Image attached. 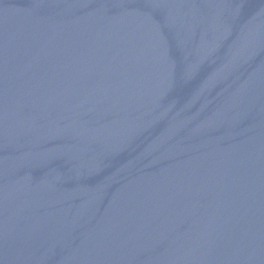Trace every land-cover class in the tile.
Here are the masks:
<instances>
[{
	"label": "water",
	"instance_id": "95a60500",
	"mask_svg": "<svg viewBox=\"0 0 264 264\" xmlns=\"http://www.w3.org/2000/svg\"><path fill=\"white\" fill-rule=\"evenodd\" d=\"M0 264H264V0H0Z\"/></svg>",
	"mask_w": 264,
	"mask_h": 264
}]
</instances>
